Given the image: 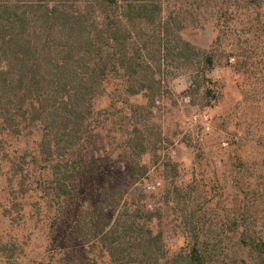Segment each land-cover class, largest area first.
<instances>
[{
	"label": "trees",
	"instance_id": "obj_1",
	"mask_svg": "<svg viewBox=\"0 0 264 264\" xmlns=\"http://www.w3.org/2000/svg\"><path fill=\"white\" fill-rule=\"evenodd\" d=\"M209 21L215 36L206 50L178 36L188 24ZM241 34L264 39V0H0V127L13 136L39 132L36 161L47 184L46 206L59 217L75 199V180L101 161L84 158L87 132L106 122L135 189L148 173L142 157L159 160L162 138L152 134L146 115L166 91L161 75L168 62L196 60L205 73L217 63L223 38ZM227 50L226 64L238 48ZM246 59L235 66H246ZM111 79L122 85V107L115 108L116 100L96 110L94 101ZM137 96L146 103L129 102ZM243 170L247 181H235L243 203L227 217L225 239L174 187L165 205L177 213L185 244L173 254L160 209H148L143 194L135 199L123 187L104 189L91 210L76 212V238L93 255L80 264H97L102 256L109 264H264V215H258L264 212V159L257 169Z\"/></svg>",
	"mask_w": 264,
	"mask_h": 264
},
{
	"label": "rangeland",
	"instance_id": "obj_2",
	"mask_svg": "<svg viewBox=\"0 0 264 264\" xmlns=\"http://www.w3.org/2000/svg\"><path fill=\"white\" fill-rule=\"evenodd\" d=\"M178 36L206 50L215 36L214 23L188 24ZM221 43L217 63L205 73L196 60L168 62L172 66L161 75L166 91L146 115L152 134L160 132L162 138L159 160L154 164L152 154L142 157L140 164L148 173L133 190L130 167L110 139L106 122L107 126L88 130L83 149L84 158L101 161L86 166L83 176L75 180L77 195L58 217L46 206L47 184L36 161L39 132L13 136L0 127V264L91 261L88 247L76 238L77 209L91 210L104 189L116 187H123L126 197L138 199L143 194L148 209L162 211L161 228L170 254L185 244L177 213L173 214L172 204L165 205L174 187L186 194V204L200 211L218 239H225L224 223L232 209L243 203L235 181H247L249 173L243 169L249 165L257 169L264 159V39L241 34L225 36ZM235 47L237 54L226 64L227 49ZM241 59L247 65L235 66ZM196 74L199 78L194 82ZM121 88L117 80H109L94 108L108 109L117 100L115 108L120 110ZM128 100L146 103L142 96ZM241 162L247 166L243 168ZM97 262L109 264L105 256Z\"/></svg>",
	"mask_w": 264,
	"mask_h": 264
}]
</instances>
